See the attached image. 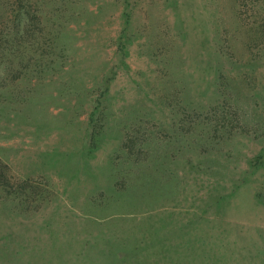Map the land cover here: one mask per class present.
<instances>
[{
  "label": "rangeland",
  "instance_id": "1",
  "mask_svg": "<svg viewBox=\"0 0 264 264\" xmlns=\"http://www.w3.org/2000/svg\"><path fill=\"white\" fill-rule=\"evenodd\" d=\"M0 264H264V0H0Z\"/></svg>",
  "mask_w": 264,
  "mask_h": 264
}]
</instances>
